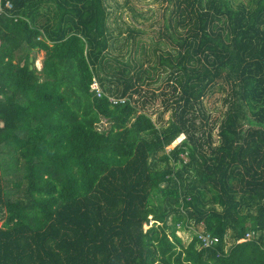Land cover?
<instances>
[{
	"label": "trees",
	"instance_id": "1",
	"mask_svg": "<svg viewBox=\"0 0 264 264\" xmlns=\"http://www.w3.org/2000/svg\"><path fill=\"white\" fill-rule=\"evenodd\" d=\"M9 1L0 264H264V0H168L159 67L109 58L105 0Z\"/></svg>",
	"mask_w": 264,
	"mask_h": 264
},
{
	"label": "rangeland",
	"instance_id": "2",
	"mask_svg": "<svg viewBox=\"0 0 264 264\" xmlns=\"http://www.w3.org/2000/svg\"><path fill=\"white\" fill-rule=\"evenodd\" d=\"M247 2L248 0H234L235 4H246ZM105 6L108 10L107 23L111 31L108 51L110 59L117 57L130 63L133 56L136 60H142L145 56L143 52L147 53L148 51L150 64L147 62L145 64L159 67L153 49L156 53H165L166 50L174 51V44L167 36L174 24L172 3L168 0H105ZM41 20H44L43 17ZM166 24L171 25L168 31H165ZM42 56L43 51L38 50L33 63H35V59L41 62ZM17 58L18 55L13 60L15 61ZM111 63L112 65L117 64L114 60H111ZM151 66L148 67V72L153 73L156 78L151 84L155 88L162 85L167 72L161 71L160 68L158 70L156 67L153 71ZM220 93L219 89L212 92L211 97L206 100L207 107L214 108L221 104ZM104 127H108L105 120L101 124V128ZM8 186H11V183ZM150 224L151 221L144 224L143 228H148ZM191 230L196 233L200 229L196 227ZM185 238V242H187L191 236H185Z\"/></svg>",
	"mask_w": 264,
	"mask_h": 264
},
{
	"label": "built area",
	"instance_id": "3",
	"mask_svg": "<svg viewBox=\"0 0 264 264\" xmlns=\"http://www.w3.org/2000/svg\"><path fill=\"white\" fill-rule=\"evenodd\" d=\"M12 8V4L9 0H0V15L2 14H8V10ZM34 65L36 66L37 69L41 68V62L39 60L36 61ZM91 89L95 90L97 93V96H102L104 93H106L102 86L100 85L99 81L94 78V80L91 83ZM110 101L112 104L116 103H122L126 100L125 97H115V96H109ZM253 231H247L245 232L244 238L245 239H250L253 238L255 235ZM196 235L198 236V239L201 241L203 247H208L211 244L215 243L218 241V237L211 235L208 232H203L202 230H198L196 232Z\"/></svg>",
	"mask_w": 264,
	"mask_h": 264
},
{
	"label": "water",
	"instance_id": "4",
	"mask_svg": "<svg viewBox=\"0 0 264 264\" xmlns=\"http://www.w3.org/2000/svg\"><path fill=\"white\" fill-rule=\"evenodd\" d=\"M29 60H30V61L33 60V56H32V55L29 56ZM30 67H32V64H30ZM43 78H44V76H42V79H43Z\"/></svg>",
	"mask_w": 264,
	"mask_h": 264
},
{
	"label": "clouds",
	"instance_id": "5",
	"mask_svg": "<svg viewBox=\"0 0 264 264\" xmlns=\"http://www.w3.org/2000/svg\"><path fill=\"white\" fill-rule=\"evenodd\" d=\"M152 223V222H151Z\"/></svg>",
	"mask_w": 264,
	"mask_h": 264
}]
</instances>
